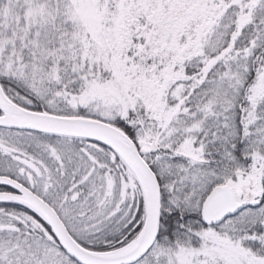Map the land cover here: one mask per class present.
Returning <instances> with one entry per match:
<instances>
[{
  "label": "snow or ice",
  "instance_id": "6c2138e0",
  "mask_svg": "<svg viewBox=\"0 0 264 264\" xmlns=\"http://www.w3.org/2000/svg\"><path fill=\"white\" fill-rule=\"evenodd\" d=\"M0 264H264V0H0Z\"/></svg>",
  "mask_w": 264,
  "mask_h": 264
}]
</instances>
